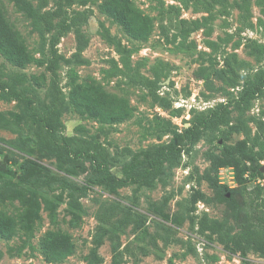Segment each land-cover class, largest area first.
<instances>
[{
  "label": "rangeland",
  "instance_id": "374dc122",
  "mask_svg": "<svg viewBox=\"0 0 264 264\" xmlns=\"http://www.w3.org/2000/svg\"><path fill=\"white\" fill-rule=\"evenodd\" d=\"M1 1L8 18L42 62L18 68L0 55V77L36 103L49 101L53 76L47 62L51 55L52 31L36 26L35 18L21 9L26 1L35 8L38 0ZM100 1L87 0L86 6L74 3L68 8L93 10L89 21L82 26L89 40L82 56L88 58L89 63L75 64L66 60L76 50L74 33H66L57 44L64 59L58 62L56 80L67 94L72 82L91 75L107 90L127 96L136 111L129 120L101 124L80 116L66 105L57 131L64 137L76 135L104 145L117 158L110 171L120 179L125 176L120 171V162L126 157L166 142L171 136L166 133L168 128L187 126L193 111H206L226 101L228 91L236 94L240 86L229 84L226 78L231 75L220 78L215 72L226 68L224 57L233 59L235 54L234 66L239 75L260 66L246 44L251 38L264 44V9L257 0H134L155 20L150 38L139 42L127 38L115 22L98 11ZM181 1H187V5ZM52 6L53 1L49 0L47 7ZM209 15L212 17L205 22L203 17ZM181 18L204 24L191 32L183 44L180 37L173 39ZM205 27H210V36L205 34ZM107 35L116 36L131 50L132 72L139 71L151 79L155 73L158 75L154 88L160 97L170 101V107H161L147 89L133 85L123 73L113 72L116 69H113L112 58L120 68L123 65ZM206 39L217 42L216 51L206 46ZM202 68L204 73H200ZM40 72L46 76L44 86H37L30 79L32 73ZM262 111L264 97L252 100L243 119L251 129L250 137L256 129L251 119L263 115ZM0 114L12 122L13 128L0 127V188H3L0 211L18 220V230L12 238L0 237V264H88L90 261L95 264H242L240 252L230 243L220 242L215 236L209 240L197 231V225L191 224V219L197 221L206 214L211 219L227 221L233 231L242 227V208L253 183L247 184L248 188L241 186L233 166H221L217 172L219 182L234 189L233 200L228 202L218 197L207 180L215 174L210 170V159L219 156L218 146L237 144L245 137L231 125L222 127L223 135L213 142L201 139L188 155H183V163L187 165L174 168L171 177L158 181L154 187L137 188V183L123 186L116 182L97 183L91 185L84 196L78 192L72 194L71 203L77 204L74 207L68 203L67 193L57 185L63 179L81 184L90 176L89 162L81 161L82 167L70 168V172L65 165L60 168L59 160L35 142L25 124L28 121L33 125V119L23 103L0 98ZM220 139L222 144L218 143ZM261 164L264 165V158ZM47 183H51L53 189L50 190ZM197 191L203 192L206 199L199 200L194 209L189 210L190 198ZM133 195H138L137 209L144 213L145 221L114 229L105 220L121 219L126 210L123 207L114 210L113 202L121 200L130 204ZM100 227L110 229L102 238L97 235L99 231L104 232ZM56 229L69 232L76 249L63 261L51 263L44 259L39 243L45 231ZM247 258L253 264L264 263L256 253L250 252Z\"/></svg>",
  "mask_w": 264,
  "mask_h": 264
},
{
  "label": "trees",
  "instance_id": "16d2710c",
  "mask_svg": "<svg viewBox=\"0 0 264 264\" xmlns=\"http://www.w3.org/2000/svg\"><path fill=\"white\" fill-rule=\"evenodd\" d=\"M52 1V7H47L49 0H38L35 8L27 1L21 6L26 14L35 18L36 26H41L43 30L48 32L52 31L51 55L47 62V69L53 76L49 101L39 100L40 102L36 103L23 91L17 89L13 83L1 77L0 98L14 99L24 104L26 111L31 114L33 119V125L28 121L25 124L31 131L35 142L47 154L59 160L60 168L65 165L66 171L70 172V168H81V161L89 162L90 176L86 177L81 184L63 179L57 185L67 193L68 203L76 207L77 204H73L75 202L71 203L72 194L78 192L80 196H84L91 185L97 183L116 182L119 186L127 183H137V188L146 187L150 189L158 181L171 177L174 168L186 166L187 162L183 163V155H188L201 139L213 142L219 135H223V131L220 130L222 127L231 125L236 132H242L245 137L237 144L218 146L219 156L210 159V170L215 174L209 176L207 180L218 197H222L228 202L233 200L232 193L234 189L219 182L217 172L221 166H233L235 177L241 186L248 188L246 185L250 182L253 183L252 188L247 192L245 205L242 208L244 211L242 227L238 231H233L232 227L227 225V221L211 219L206 214L197 221L191 219V224L193 226L197 225V231L205 234L209 240L215 236L220 242L230 243L233 249L240 252L242 264H253L247 258L250 252L256 253L264 259V197L262 196L264 193V172L260 170L262 167L261 161L264 158V119L262 118L264 117V111H262L263 115L251 119L256 127L252 137H250L251 129L243 120L252 100L264 97V44L255 39H249L246 44L250 48L249 53L254 55L261 64L246 74L239 75L237 69H235V54L232 55L233 59L228 56L224 57L226 68H219L215 72L220 78L231 75L230 78H226L229 84L240 86L236 94L234 95L228 91L226 101L218 102L206 111H193L192 118L187 126L168 128L166 133L171 136L166 142L143 149L140 152H134L126 157L124 161L120 162V171L125 176L119 179L110 171L111 165L117 161V158L104 145L97 140L86 139L81 136L64 137L58 133L57 126L59 125L62 109L66 105H70L72 110L80 116L90 118L101 124L119 123L131 119L135 114L136 106L130 102L127 96L107 90L99 80L91 75L82 78L78 82H72L67 94H64L56 80L58 62L64 59L58 52L57 44L61 37L72 31L75 36L76 50L66 60L75 64L89 63L88 58L82 56V52L89 41L82 26L89 21L93 15V10L89 7L68 9L74 3L86 6L87 0ZM257 3L264 9V0H257ZM183 4L186 6L187 1ZM97 8L100 13L115 22L130 40L145 42L155 29L154 17L144 13L134 0H101L97 4ZM211 17L212 15L205 16L203 20L206 22ZM203 25L198 20L187 22L181 18L173 39L180 37V43L183 44V41L188 38L191 32L203 27ZM161 28L165 31L163 26ZM204 32L207 36H210V27H205ZM107 36L115 51L119 54V59L123 65L120 68L116 60L112 58L113 69H116L113 72L119 71L126 75L133 85L147 89L153 101L161 107H170V101L160 97L154 88L159 80L158 75L155 73V77L151 79L139 71L132 72L131 50L122 44L116 36ZM205 44L213 51L217 50L216 41L206 39ZM0 55L18 68H25L33 62L39 64L42 62L41 58L34 55L24 36L8 18L1 0ZM203 69L200 73H204ZM30 79L37 86H44L46 83L44 72L32 73ZM11 114L13 117L16 116L15 113ZM1 115L0 127L13 129L12 122ZM47 185L50 190L54 187L51 183H47ZM2 195L3 188H0V197ZM138 199V195H133L130 204L115 200L112 208L116 210L123 207L126 210V215L116 221L110 219L105 221H108L114 229H120L135 221H145L144 213L137 209ZM205 199V194L197 191L190 198L191 208L189 210L194 209V204L199 200ZM112 212L114 214L115 211ZM99 229L104 231L103 233L99 231L97 234L99 238L103 237L106 230L110 231V229L104 227ZM17 230L18 220H16V217L0 211V237L10 239L17 233ZM39 244L44 259L51 263L63 261L72 255L76 249L72 235L61 229L45 231ZM88 264H95V261H90Z\"/></svg>",
  "mask_w": 264,
  "mask_h": 264
},
{
  "label": "water",
  "instance_id": "95a60500",
  "mask_svg": "<svg viewBox=\"0 0 264 264\" xmlns=\"http://www.w3.org/2000/svg\"><path fill=\"white\" fill-rule=\"evenodd\" d=\"M218 143H219V144H222V139H220ZM260 170H261L262 172H264V165L261 167Z\"/></svg>",
  "mask_w": 264,
  "mask_h": 264
},
{
  "label": "built area",
  "instance_id": "2783aa9c",
  "mask_svg": "<svg viewBox=\"0 0 264 264\" xmlns=\"http://www.w3.org/2000/svg\"><path fill=\"white\" fill-rule=\"evenodd\" d=\"M231 174H232V172H231Z\"/></svg>",
  "mask_w": 264,
  "mask_h": 264
}]
</instances>
